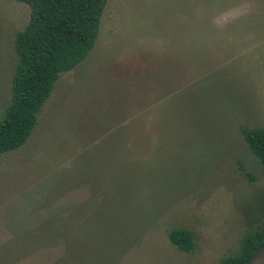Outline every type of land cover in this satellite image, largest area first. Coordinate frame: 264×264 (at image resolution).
Masks as SVG:
<instances>
[{"label":"rangeland","instance_id":"obj_1","mask_svg":"<svg viewBox=\"0 0 264 264\" xmlns=\"http://www.w3.org/2000/svg\"><path fill=\"white\" fill-rule=\"evenodd\" d=\"M30 19L0 0V116ZM245 126L264 128V0H108L87 58L0 155V264L219 263L264 226Z\"/></svg>","mask_w":264,"mask_h":264},{"label":"trees","instance_id":"obj_2","mask_svg":"<svg viewBox=\"0 0 264 264\" xmlns=\"http://www.w3.org/2000/svg\"><path fill=\"white\" fill-rule=\"evenodd\" d=\"M31 7V19L16 33L17 65L12 97L0 116V155L24 146L57 81L83 62L95 46L108 0H15ZM244 139L264 166V128L243 127ZM131 189L127 192L129 194ZM171 242L194 249L193 234L173 228ZM264 248V226L246 235L236 253L217 264H251Z\"/></svg>","mask_w":264,"mask_h":264}]
</instances>
